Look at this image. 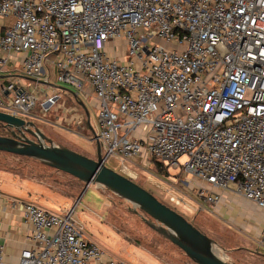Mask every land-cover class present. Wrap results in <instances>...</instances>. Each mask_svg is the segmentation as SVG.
Segmentation results:
<instances>
[{"label": "built area", "instance_id": "1", "mask_svg": "<svg viewBox=\"0 0 264 264\" xmlns=\"http://www.w3.org/2000/svg\"><path fill=\"white\" fill-rule=\"evenodd\" d=\"M16 65L25 76L0 88V111L35 123L62 112L52 125L81 135L87 122L104 163L134 181L155 160L167 179L180 169L174 206L252 203L248 233L264 247V0H0V73ZM8 202L31 229L17 264H123L84 234L77 204Z\"/></svg>", "mask_w": 264, "mask_h": 264}, {"label": "rangeland", "instance_id": "2", "mask_svg": "<svg viewBox=\"0 0 264 264\" xmlns=\"http://www.w3.org/2000/svg\"><path fill=\"white\" fill-rule=\"evenodd\" d=\"M3 22L6 21H1ZM114 44L118 46V52L112 50L111 53L122 59L126 41L119 40ZM4 71L7 72L4 75L25 76L21 73L19 65L13 68L6 67ZM24 81L32 84L27 79ZM56 85L68 88L58 79ZM60 94L58 89L53 92V95ZM63 97L66 98L67 107L73 105L72 99L65 94ZM40 109L41 105L38 104L35 113L39 115ZM61 113L50 111L46 117H43L49 124L36 121L37 126L53 140L55 145L69 147L96 159L97 144L87 137L91 131L87 122L83 135L70 133L52 125ZM92 116L94 119L93 112ZM0 133L5 136L10 135L2 124H0ZM185 160L186 157H182L180 162L183 163ZM106 165L117 172L120 169V163L115 158L109 159ZM154 166L151 170L142 166H133L140 175L136 182L214 239V247L218 254L229 263L264 264V247L259 244L257 235L253 236L243 231L241 227L232 225L209 209L198 211V203L191 199H187L188 205L174 206L169 201L170 194L167 189L171 181L177 182L183 179L180 169L168 167L170 181L165 176L167 171L163 164L161 166L165 171L163 174L157 163ZM13 187L28 191L32 196L31 202L43 207L49 206L55 212L66 211L77 204L74 215L76 223L83 228L84 234L89 239L100 245L119 263L196 264L179 247L148 225L146 220H153L130 201L103 186L91 184L86 187L85 183L72 175L39 160L0 151V191ZM247 203V206H250V202Z\"/></svg>", "mask_w": 264, "mask_h": 264}, {"label": "water", "instance_id": "3", "mask_svg": "<svg viewBox=\"0 0 264 264\" xmlns=\"http://www.w3.org/2000/svg\"><path fill=\"white\" fill-rule=\"evenodd\" d=\"M0 124L10 133L9 136L0 135L1 152L39 160L72 175L86 187L91 184L103 186L130 201L153 220H146L148 225L179 247L196 264H233L218 254L215 240L184 215L136 181L108 167L98 141L97 157L93 159L69 147L55 145L34 121L0 111Z\"/></svg>", "mask_w": 264, "mask_h": 264}, {"label": "crops", "instance_id": "4", "mask_svg": "<svg viewBox=\"0 0 264 264\" xmlns=\"http://www.w3.org/2000/svg\"><path fill=\"white\" fill-rule=\"evenodd\" d=\"M5 73L7 72L2 71L0 73V88L5 86L13 75H4ZM3 194L5 198L0 202V244L5 246L3 264H17L21 250L27 245V237L31 229L23 216L22 209L11 206L8 198H19L31 202L32 196L29 195L28 191L25 192L19 187L6 189ZM238 200L234 199L233 201L232 196L227 195L218 205L217 215L232 225L241 227L247 233L250 229L257 230L258 225H260L261 212L257 211L252 203L247 206L246 201ZM44 208L53 210L49 206ZM253 211H256V214Z\"/></svg>", "mask_w": 264, "mask_h": 264}, {"label": "trees", "instance_id": "5", "mask_svg": "<svg viewBox=\"0 0 264 264\" xmlns=\"http://www.w3.org/2000/svg\"><path fill=\"white\" fill-rule=\"evenodd\" d=\"M2 127L4 128V126L2 125ZM0 135H1V133H0ZM21 157H23V156H21ZM27 158V157H26ZM155 163H157V166L160 168V172L163 174V173H165V171H164V168L163 167H161L162 166V163H160L159 161H154V165H155ZM155 167V166H154ZM80 181V180H79ZM138 183V182H137ZM139 184V183H138ZM195 263V262H194Z\"/></svg>", "mask_w": 264, "mask_h": 264}]
</instances>
